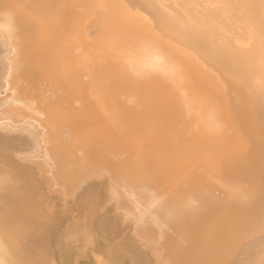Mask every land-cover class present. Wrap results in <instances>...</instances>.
Wrapping results in <instances>:
<instances>
[{
	"label": "bare ground",
	"instance_id": "1",
	"mask_svg": "<svg viewBox=\"0 0 264 264\" xmlns=\"http://www.w3.org/2000/svg\"><path fill=\"white\" fill-rule=\"evenodd\" d=\"M106 1L0 0V264H264V0Z\"/></svg>",
	"mask_w": 264,
	"mask_h": 264
},
{
	"label": "rangeland",
	"instance_id": "2",
	"mask_svg": "<svg viewBox=\"0 0 264 264\" xmlns=\"http://www.w3.org/2000/svg\"><path fill=\"white\" fill-rule=\"evenodd\" d=\"M111 1H114L113 4H115V7H114L115 13L114 14H116V15L119 14V16H121V17L123 16L124 19H120V21H118V22L122 23V25H124V27L126 26V27H128L130 29H133V30L134 29H138L139 30V28H142L143 27V25L141 23H137V21L135 20V18L131 15L130 9H134V6L132 4H128V0H111ZM129 1L132 2L131 0H129ZM110 2H108V1L104 2L105 3L104 4L105 5L104 6V9L105 10L110 9V6L111 5L109 7L107 6ZM229 95H230L229 98L231 100L233 99V102L236 101L237 100L236 98L239 97V96L236 95V92L234 90H230ZM234 99H236V100H234ZM241 99L242 98H239L237 100V102H238L239 105L241 104L240 105L241 108H244V107H242V105L244 106L246 102H244ZM91 192H93V191H91ZM96 192H98V195L100 196V198L102 200L103 199V195L101 194V191L95 190L94 193H96ZM79 209H80V211H79V213H78L77 216H81L83 214L82 217H85L86 214H87V212H88V207L83 205V207L82 208H79ZM77 210H78V208L75 209L73 213H77L76 212ZM95 219L94 220L92 219V222L94 224L96 222ZM72 220H73L72 217L71 218H68V219H65V220H62L61 224L59 225V228L60 229L63 228L67 223L71 222ZM114 236H116V237L118 236V238L121 237V231L120 230L117 231ZM56 237H57V232L55 230H53L51 232L50 239L48 240V243H49L48 250L51 251V253H52V257H53L54 264H61L60 254H59V252L57 251V249L55 247ZM118 238H116L115 240H117ZM74 245H77V247L79 245L78 248L84 250V252H86L88 254V256L90 257V260L89 261H87V260H81L80 261V264H92L94 262V254L91 251V244H90V241L89 240L84 241L83 239L81 240V237H79V241L76 242V243H74ZM78 248H73L72 250L68 251L67 255H68L69 261H68L67 264H72V263L77 264V259H79V256L78 255L81 252V251L78 250ZM99 249L101 250V246L99 247ZM112 255H114V256H112ZM112 255H110L111 256L110 257L111 258V261L109 262V264H121V263L122 264H129L128 259L123 258V256L120 257L117 254H112Z\"/></svg>",
	"mask_w": 264,
	"mask_h": 264
}]
</instances>
